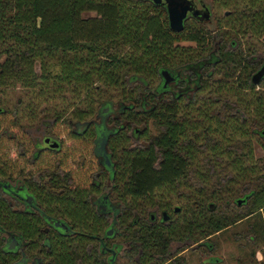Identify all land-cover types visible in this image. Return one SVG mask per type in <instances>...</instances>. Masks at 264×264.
Segmentation results:
<instances>
[{
    "label": "trees",
    "instance_id": "obj_1",
    "mask_svg": "<svg viewBox=\"0 0 264 264\" xmlns=\"http://www.w3.org/2000/svg\"><path fill=\"white\" fill-rule=\"evenodd\" d=\"M215 1L229 9L219 21L188 18L174 29L166 5L153 0H0V90L21 85L28 95L22 114L0 96V178L24 180L45 212L70 225L46 231L41 214L14 208L1 190L0 264H25L5 243L4 230L14 228L30 255L41 253L36 264H102L99 236L111 211L91 197L107 186L120 201L113 237L130 242L121 256L131 264H182L171 244L200 238L210 250L202 264H215L212 235L243 218L248 237L264 240V158L253 144L254 136L264 144V77L251 81L264 63V0ZM163 68L174 79L165 83ZM110 87L121 96L102 99ZM39 107L40 123H20ZM100 114L108 116L109 173L94 148ZM86 119V128L74 125ZM59 122L70 128H51ZM44 133L60 146L38 149ZM181 185L188 190L178 209L157 193ZM225 191L246 208L223 209ZM149 205L170 207L173 218L151 220Z\"/></svg>",
    "mask_w": 264,
    "mask_h": 264
},
{
    "label": "flooded vegetation",
    "instance_id": "obj_2",
    "mask_svg": "<svg viewBox=\"0 0 264 264\" xmlns=\"http://www.w3.org/2000/svg\"><path fill=\"white\" fill-rule=\"evenodd\" d=\"M197 2L200 5L205 3L210 7V16L208 18H200L196 15L189 14L186 16L185 22L188 18H196V19H199L205 22L214 20L213 19V0H197ZM226 10L229 11V9L226 8L225 9L226 13H227ZM172 79H174V75ZM105 106L107 107L104 110L108 111L107 113H109L110 112V110H108V108L110 107L109 104L104 105V107ZM107 118L108 116L104 114L96 115L93 117L95 124L101 123V122L104 123V126L103 125L100 126V131H98L95 137L94 148H95V152L98 155L99 161L103 164V166L107 169L109 173L114 168V158H113V153L108 145V133H109L108 127L109 126H106ZM91 122H92V119L91 120L90 119L77 120L76 122H74V125L78 128L80 127L81 129H84L87 126H89ZM46 134H50L51 136L56 137L59 140V144L57 146L48 145V143L44 140V136ZM45 146L58 148L60 146L59 137L51 133H44L41 136V138L38 140L37 147L38 149H40ZM107 156L109 157L110 162L107 161ZM98 173L99 175L101 174L100 172ZM107 178H108V181L110 180L111 182L112 180L111 176H108ZM1 190L8 197L10 202L13 204L14 208L23 209L27 211H34V212H38L39 214H41L46 221V223H44V228L46 231H49L50 227L53 225L55 227L64 228L66 230L70 228V225L68 224V222L65 220L64 217L45 212V210L42 208V206L38 202L35 196V193L25 184L24 180L18 178V176L15 179L0 178V191ZM102 192H103L101 193L102 196L96 194L91 197V199L93 201H96L98 205L100 204L107 211H111V215L109 216V219H111L110 225L106 227L105 233L99 236V240L103 244V247L100 250L102 252L101 263L102 264H117V257L119 256V254L121 252L123 253L126 248H129L131 246L128 240L126 241L127 242L126 247L122 245L118 247L115 240H110V238H112L114 235L115 227L119 226L118 214L120 213V210L118 211L116 210L120 207V201L111 195L109 187L108 189L105 188ZM163 209H166L168 212L166 216H164L163 214ZM147 213L149 214L151 220H163L166 222L170 221L174 215L173 211L168 206L166 207L165 206L163 207L155 206L154 208L149 209ZM140 216H141V213L135 210V212L133 213L130 219L132 221L138 220ZM56 220H59L60 222H65L67 225L63 226L62 224L56 223ZM110 227H112V231L108 232V229ZM4 237H5L4 238L5 243L7 244L8 248H13L16 251L21 252L20 258L23 260V263L36 264L41 261L42 259L41 253L35 254L37 257H39L37 261H35V259L37 258L35 255L29 254V251L27 250V245H28L27 239L25 238L24 234L22 233L20 229L14 228V229L4 230ZM45 241L46 240H43V243H47ZM12 242H13V245L10 246V243ZM189 242L191 243H188V242L186 243L185 239H180V242L175 240L173 243H175L176 245L172 246L173 243L171 244V249H170L171 255H174L175 253L180 252V250L183 249L185 245H191L196 241H192L191 239H189ZM179 247L181 248L178 250ZM42 248L43 246H40L39 250L42 251ZM209 256L210 254L208 253L206 257L207 261H209Z\"/></svg>",
    "mask_w": 264,
    "mask_h": 264
},
{
    "label": "rangeland",
    "instance_id": "obj_3",
    "mask_svg": "<svg viewBox=\"0 0 264 264\" xmlns=\"http://www.w3.org/2000/svg\"><path fill=\"white\" fill-rule=\"evenodd\" d=\"M213 19L215 22L219 21V18L222 17V15L225 12L226 7L223 5H218L215 2H213ZM90 13H94V11H90ZM183 43H193L191 40H183ZM0 96L6 100L5 102L8 103V105L12 107H17L18 114H22V107L24 103L28 99L27 90L25 87L21 85H15L13 87L7 88L5 91L0 90ZM119 96H121L119 90L116 88H108L103 92L102 99L106 97H112L114 100H116ZM22 99V100H21ZM21 100V101H20ZM45 103V102H43ZM43 107V106H42ZM39 107L37 117L30 118L28 116H22L20 117V123L21 124H27L31 123L30 126H32L35 123H40V117L44 113L43 108ZM109 110V108H108ZM114 111V112H113ZM115 110H110V112L115 113ZM109 112V113H110ZM29 125V124H28ZM34 126V125H33ZM55 130H62L61 132L64 133L70 128V125L67 124V122H59L56 123L54 127H51ZM50 128V129H51ZM152 130L154 131L155 128L152 126ZM22 130H20L21 133ZM59 131V136L62 135ZM258 136L253 137V144H254V151L255 155L264 158V144H261L259 141ZM10 145L9 150L12 155H16L18 152V149L22 146L21 141L16 139L14 142L10 140L8 142ZM29 168V167H28ZM108 181V178H107ZM109 183L110 180L108 181ZM190 182L196 183V175L194 172H191L190 174ZM108 189V186L106 187ZM187 187L185 185H181L180 188L175 191L167 190V189H161L157 193L163 198V202H167L171 207L174 205H181L185 202L184 196L187 192ZM178 191H182L181 193ZM224 199L228 200L229 197H231L226 191L224 192ZM242 195H239V197ZM228 208H224L223 204H221V208L226 209L228 211H236V210H244L246 207L245 205L239 204L234 201L233 198L229 199L228 201ZM156 205H149L146 208V212H148L149 209L154 208ZM159 207H163L160 205ZM247 218H243L241 220H238L236 223L224 228L220 232H217L212 235L213 239L216 241V249L213 251L214 254L219 255L221 260L215 264H261L263 262L264 264V240H255L250 239L247 234V230H245V224ZM111 220V219H110ZM121 240L120 236L112 237L110 240ZM122 241V246L127 245V242L125 240ZM202 242V238L198 239L196 242H194L191 245H185L183 249L180 250V252L175 253L172 255L174 256H184L185 260L182 262V264H202L203 261H207V255L210 252V250H207L205 248V245ZM176 244L173 243L172 246H175ZM122 255V252L117 257L118 263L120 264H131L130 260H126Z\"/></svg>",
    "mask_w": 264,
    "mask_h": 264
},
{
    "label": "water",
    "instance_id": "obj_4",
    "mask_svg": "<svg viewBox=\"0 0 264 264\" xmlns=\"http://www.w3.org/2000/svg\"><path fill=\"white\" fill-rule=\"evenodd\" d=\"M155 2L164 3L167 7L169 24L174 29H182L185 26V18L189 14L196 15L200 18H208L210 16V7L207 4H198L197 0H153ZM228 12V10H226ZM162 73L165 79V83L173 78V74L168 68H163ZM264 77V63H262L251 75V81L258 83ZM107 106L103 107L106 109ZM264 131V129H263ZM44 140L50 146H57L59 140L56 137L46 134ZM107 161L110 162L109 157L107 156ZM243 197H238V201L241 202ZM211 205L213 203L211 202ZM179 205H175V209H178ZM167 210L163 209L164 216L167 215ZM56 223L66 226L65 222H60L56 220ZM112 231V227L108 229V232ZM13 245V242L10 243V246Z\"/></svg>",
    "mask_w": 264,
    "mask_h": 264
}]
</instances>
